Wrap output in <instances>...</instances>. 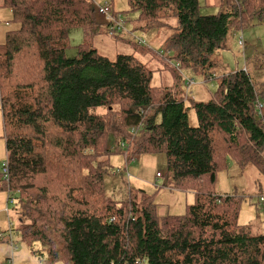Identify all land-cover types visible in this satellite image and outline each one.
<instances>
[{
	"label": "trees",
	"instance_id": "1",
	"mask_svg": "<svg viewBox=\"0 0 264 264\" xmlns=\"http://www.w3.org/2000/svg\"><path fill=\"white\" fill-rule=\"evenodd\" d=\"M94 4L0 0L17 24L0 43V190L17 200L21 241L39 245L31 251L45 253V264H264V234L238 220L244 197L215 192L230 161L264 176V109L255 107L259 94L247 70L217 77L211 58L229 32L264 23V0H220L213 15L199 14V0H128L136 24L113 36L173 27L164 50L174 65L133 37L132 52L100 54L92 39L104 23ZM74 29L82 41L68 57ZM183 69L217 79L209 100L186 95ZM156 72H168L171 83L153 86ZM113 153L163 154L167 187L192 192L194 202L181 215L159 216L154 195L142 189L108 196ZM8 231L10 240V222Z\"/></svg>",
	"mask_w": 264,
	"mask_h": 264
},
{
	"label": "rangeland",
	"instance_id": "2",
	"mask_svg": "<svg viewBox=\"0 0 264 264\" xmlns=\"http://www.w3.org/2000/svg\"><path fill=\"white\" fill-rule=\"evenodd\" d=\"M94 1L103 4L105 0ZM109 1H111L114 10L122 15L126 22V29L128 30V26L132 29L133 25L136 24L133 20L138 16V13L129 11L128 0ZM199 1L202 6L199 11L200 15H213L219 12L220 4L211 6L206 5L205 0ZM94 5L96 8V4ZM96 17L98 21L103 22L101 15L97 13ZM11 25H8V28L11 27L12 30L16 28L17 24L11 19ZM99 27L100 33L93 37L92 44L100 54L114 59L119 53H130L133 51L132 45L134 44L132 37L147 39L145 35L149 34V43L153 49L163 52V55L169 57L170 63L174 65L172 53H167L164 50L165 41L175 33L173 27L148 31L134 30L128 33L127 40L129 41L117 40L116 37L107 34L104 25L100 24ZM240 38L242 39V45L239 44ZM4 41L5 38H3L2 43ZM81 41V30H72L69 35L71 47L66 50V56H74L75 46ZM222 45L223 48L215 51L211 57L212 61L215 62L212 73L218 77L236 70H247L259 94V102L264 103V23L241 32H229ZM149 57H144V60ZM182 75L185 79L184 90L186 95H189L195 101H207L211 98L216 88L217 79L210 78L206 80L203 75L190 69H183ZM188 80H192L189 87ZM151 83L153 86L169 85L171 76L168 72H156ZM97 111L101 112L102 110L98 109ZM188 123L192 127L197 125V118L192 109L188 112ZM3 132L0 106V171L6 161ZM107 146L108 148L114 147L113 136L108 137ZM120 146L125 149L123 144H120ZM109 161L111 168L104 176V182L107 195L113 199L126 198L129 189H131V192H134L135 189H142L148 194L154 195V202L157 204L156 213L159 216L167 214L181 215L185 212L186 205L194 202L192 192L174 191L165 186V183L170 179V174L167 171L163 154L150 153L133 157L124 153H113L109 156ZM156 173H160V176L156 177ZM215 192L217 194L235 193L243 196L239 222L249 225L251 233L254 235L264 234V204L259 202V197H264V176L259 174L253 166L247 165L246 168H241L230 161L228 168L217 174ZM0 195H2L1 201L3 200V206L0 210V234L3 235V237H0V264H45V253L39 256L31 251L32 248L39 250L41 247L37 244H34L33 247L27 246L21 241L20 235L17 233V200L7 201V193L3 190H0ZM5 208H7V211ZM9 222L12 225L10 240L8 238ZM55 264L62 263L57 262Z\"/></svg>",
	"mask_w": 264,
	"mask_h": 264
},
{
	"label": "built area",
	"instance_id": "3",
	"mask_svg": "<svg viewBox=\"0 0 264 264\" xmlns=\"http://www.w3.org/2000/svg\"><path fill=\"white\" fill-rule=\"evenodd\" d=\"M96 10H97V13L99 15H101L103 18V23H104V26H105V29H106L108 35L113 36L115 34H120V33L127 31L126 22L123 19L122 15L117 14L118 12H116L110 6V4L107 0H105L103 2V4H97ZM133 38L135 39V41L138 44H141V45L146 44V41L143 39H140V38L137 39L135 37H133ZM239 44L242 45V39L241 38L239 40ZM188 83H189V85H188V87H189L192 83V80H188ZM255 107L257 108V110L259 112H262L264 109V104H262L261 102H257ZM3 172H7L6 167L3 168ZM157 176H160V173H157ZM260 201L264 202V197H261Z\"/></svg>",
	"mask_w": 264,
	"mask_h": 264
},
{
	"label": "crops",
	"instance_id": "4",
	"mask_svg": "<svg viewBox=\"0 0 264 264\" xmlns=\"http://www.w3.org/2000/svg\"><path fill=\"white\" fill-rule=\"evenodd\" d=\"M205 1H206L205 2L206 5L217 6L218 4H220V0H205ZM11 19H12L11 10L6 8V7H1L0 6V43H2L3 38H5V35H6L7 31L11 30V27L8 28V25L12 26L11 25ZM128 29H131V28L128 26ZM148 35L149 34L145 35V36H147V39L143 38V40H145L146 43L148 42V45H150V43H149L150 39H149ZM156 175H157V173H156ZM156 177H158V176H156ZM167 184H168V182L165 183L166 187H167ZM168 189H170V188H168ZM1 198H2V195H0V210H1L2 206H3V200L1 201Z\"/></svg>",
	"mask_w": 264,
	"mask_h": 264
}]
</instances>
